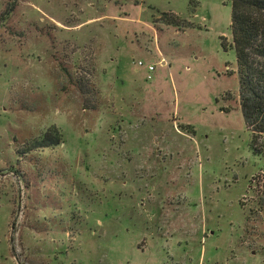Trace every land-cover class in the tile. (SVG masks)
I'll return each mask as SVG.
<instances>
[{
    "label": "rangeland",
    "instance_id": "374dc122",
    "mask_svg": "<svg viewBox=\"0 0 264 264\" xmlns=\"http://www.w3.org/2000/svg\"><path fill=\"white\" fill-rule=\"evenodd\" d=\"M231 22L229 0H0V264H264Z\"/></svg>",
    "mask_w": 264,
    "mask_h": 264
},
{
    "label": "trees",
    "instance_id": "16d2710c",
    "mask_svg": "<svg viewBox=\"0 0 264 264\" xmlns=\"http://www.w3.org/2000/svg\"><path fill=\"white\" fill-rule=\"evenodd\" d=\"M232 9L230 47L236 54L240 86V105L255 153L264 156L258 142L264 140V0H229ZM169 26L178 27L179 17L167 16ZM223 47L228 49L223 41ZM43 148L59 145L50 134Z\"/></svg>",
    "mask_w": 264,
    "mask_h": 264
},
{
    "label": "built area",
    "instance_id": "2783aa9c",
    "mask_svg": "<svg viewBox=\"0 0 264 264\" xmlns=\"http://www.w3.org/2000/svg\"><path fill=\"white\" fill-rule=\"evenodd\" d=\"M160 63H161L162 66L167 65L166 60H162ZM137 65H138L139 68H142V67L145 66V63L141 61V62H139ZM147 69H148V77H147V79H148L149 81H151V80L153 79L152 74L155 72V66H153V65H149V66L147 67Z\"/></svg>",
    "mask_w": 264,
    "mask_h": 264
},
{
    "label": "crops",
    "instance_id": "0c3cea01",
    "mask_svg": "<svg viewBox=\"0 0 264 264\" xmlns=\"http://www.w3.org/2000/svg\"><path fill=\"white\" fill-rule=\"evenodd\" d=\"M162 60H165V59H162Z\"/></svg>",
    "mask_w": 264,
    "mask_h": 264
}]
</instances>
